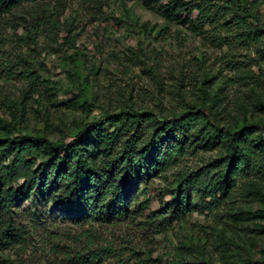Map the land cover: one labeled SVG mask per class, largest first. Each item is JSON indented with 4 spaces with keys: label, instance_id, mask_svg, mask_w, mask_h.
<instances>
[{
    "label": "rangeland",
    "instance_id": "374dc122",
    "mask_svg": "<svg viewBox=\"0 0 264 264\" xmlns=\"http://www.w3.org/2000/svg\"><path fill=\"white\" fill-rule=\"evenodd\" d=\"M166 1L106 0L99 14L92 4L73 1L58 20L60 32L43 25L34 40L24 27L14 30L12 20H1L0 130L68 140L103 110L129 105L164 113L184 104L210 108L215 122L230 129L264 123L260 44L200 30L184 14L165 20L159 6ZM259 10L264 22V5ZM28 68L37 75L35 92H24L17 74ZM252 139L256 170L229 187L210 212L192 197L197 208L170 227L141 223L168 199L178 168L196 171L224 154L207 144L133 195V222L96 228V245L111 244L125 264H264V142ZM205 141L203 134L193 136L194 147ZM52 224L27 227L25 244L1 252L0 264H73L69 255L83 245L84 238L76 239L89 226Z\"/></svg>",
    "mask_w": 264,
    "mask_h": 264
},
{
    "label": "trees",
    "instance_id": "16d2710c",
    "mask_svg": "<svg viewBox=\"0 0 264 264\" xmlns=\"http://www.w3.org/2000/svg\"><path fill=\"white\" fill-rule=\"evenodd\" d=\"M73 1L80 0H0V21L9 18L13 29L24 27L25 37L32 40L43 25L57 35L58 20ZM81 1L92 4L98 14L106 4ZM262 5L264 0H167L159 9L165 20L184 14L183 20L200 30H223L239 41L259 43L264 51ZM29 68L17 74L26 82L24 92H35L37 75ZM195 134H203L205 143L194 147ZM254 135L264 142V123L230 129L215 122L210 108L204 112L187 104L170 113L130 105L103 110L68 140L15 134L5 126L0 130V253L24 245L28 229L37 231L43 222H53V227L61 220L89 226L76 239L84 241L69 255L70 263L125 264L111 244L96 245V228L133 222V195L207 144L224 154L196 171L178 168L168 199L141 223L160 230L170 227L197 208L192 197L203 213L210 212L229 187L256 170Z\"/></svg>",
    "mask_w": 264,
    "mask_h": 264
}]
</instances>
